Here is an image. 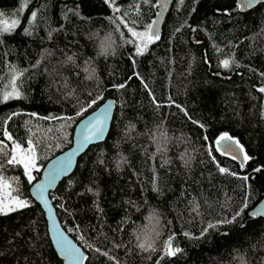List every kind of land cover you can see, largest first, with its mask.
Listing matches in <instances>:
<instances>
[{"label":"trees","instance_id":"obj_1","mask_svg":"<svg viewBox=\"0 0 264 264\" xmlns=\"http://www.w3.org/2000/svg\"><path fill=\"white\" fill-rule=\"evenodd\" d=\"M157 10L156 0H0V176L30 204L0 213V264H64L33 181L8 163L13 141L35 145L37 179L107 97L117 104L106 140L51 193L86 264H264V217L249 211L264 197V1L241 11L237 0H174L137 55L119 17L143 32ZM13 82L22 95L4 100ZM224 133L244 146V168L216 150ZM145 237L152 248L138 246Z\"/></svg>","mask_w":264,"mask_h":264},{"label":"snow or ice","instance_id":"obj_2","mask_svg":"<svg viewBox=\"0 0 264 264\" xmlns=\"http://www.w3.org/2000/svg\"><path fill=\"white\" fill-rule=\"evenodd\" d=\"M111 2L113 3V5H115V0H111ZM242 6L250 7L251 0H244ZM115 12L119 13L120 8L115 7ZM35 16H36V13L33 12L32 17L35 18ZM119 20L123 23V26L126 28L127 32L130 33L131 38L128 39L126 42L134 44L136 46L135 51L137 55H142L144 50L148 47L150 43L159 39V34L153 31L151 26H148L147 30L141 32V31H136L134 27H129L128 23L124 20L123 16L119 17ZM113 22L116 23L115 19H113ZM16 23L17 21H13L12 26L15 27ZM121 26H122L121 23H116L117 30H119ZM9 30H10L9 28L4 29L5 32H8ZM111 46H112V41L110 37H107L101 40L100 41L101 54L108 53ZM223 65L225 68L229 67V61L225 60L223 62ZM113 87L120 89V88L126 87V84L113 85ZM144 87L147 88V85L145 84ZM260 91L264 92V88H261ZM21 95L22 93L18 90V88L15 86L13 82L12 91L5 92L3 94V99L7 100L11 98H19ZM153 101H155L154 97H153ZM96 103H97L96 99L92 98L88 103V107H91L92 105ZM112 107H113V104L109 102L108 104L104 106V108L98 115L88 120V122L81 129V139H80L79 146L77 147V149L74 152L69 153L63 160L58 161L53 166V169L49 172L46 182L37 184L35 186L36 195L38 198H41L44 196L46 189L55 182L58 176L66 173L71 168L72 156H74L76 152H79L81 148H83L86 144H88L92 140H99L103 137L104 128L108 122V118L111 113ZM77 115L78 116L81 115V112L78 111ZM66 119L72 120L73 117H67ZM201 127H203V125H201ZM7 139L12 140V136L8 135ZM224 141H233L234 145L239 148L240 152H243V145L240 144L239 140H236L234 137L229 136L227 133H224L215 141L216 150L219 151L222 149V154L229 155V154L234 153L236 150L233 147V144H224L222 143ZM27 143H28V148L26 150L23 149L19 143L14 145L13 154L11 155V159H9L8 163L23 165L26 171L28 181L32 182L36 179V177L32 175V170L36 168L37 155H36L35 145L33 144V142L29 140ZM0 144H3V141H0ZM5 155H8V153H5ZM232 158L236 159L237 156L232 155ZM213 159H215V157H213ZM249 159L250 157L247 155V153L243 152L242 164L244 161H247ZM259 170L260 169H255L254 171H259ZM219 171L221 173L228 172V170L223 167H220ZM232 174L234 175V173ZM242 179L247 180L248 177L245 176V177H242ZM29 206L30 204L27 200L20 199L19 196L17 195L16 197L10 198V200L7 202L0 200V213L7 214L8 212H14L19 208H26ZM257 214L259 215L260 213H257ZM153 218H154V215L150 216L149 220L151 221ZM233 219H235V217H233ZM138 239H140V237H138ZM59 243L61 246L62 253H64L70 260L78 262L80 260L87 259V257H84L81 255L80 249L73 246L71 242L67 241L66 238L63 237V235H61ZM146 245H147V248H152V244L148 243L147 237H145L144 241L141 242L138 246L140 248H145ZM168 245H169L167 249L168 255L174 256L176 255L177 252L180 251L179 248H176L174 250L172 249L171 238H169ZM97 251H99V249H97Z\"/></svg>","mask_w":264,"mask_h":264},{"label":"water","instance_id":"obj_3","mask_svg":"<svg viewBox=\"0 0 264 264\" xmlns=\"http://www.w3.org/2000/svg\"><path fill=\"white\" fill-rule=\"evenodd\" d=\"M157 1V6L158 10L157 13L155 14L150 26L152 27L153 31L157 32L159 35H161L164 27V23L167 17V14L172 6V3L174 0H156ZM264 0H251V6L250 7H243L242 4L244 0H237V3L239 5V9L241 11L248 10L252 8L253 6L257 5L259 2H262ZM111 102L113 104L111 113L108 118V122L104 128V134L103 137L99 140H92L88 144H86L83 148L80 149L79 152H76L74 156H72V166L71 168L64 174L60 175L57 177L55 182L46 189L44 196L41 198H38L36 195V188L35 186L40 183L46 182L49 172L53 169V166L60 160H63L69 153L74 152L77 147L79 146V142L81 139V129L84 127V125L88 122L89 119L93 118L94 116L98 115L104 106ZM116 99L114 97H107L105 98L95 109L90 111L88 114L83 116L75 125L74 132H73V137H72V142L69 147L61 151L60 153L56 154L52 158H50L45 165L42 167L40 176L35 179L31 185H30V193L32 197L42 206L46 220H47V228H48V233L49 237L51 239V242L59 255V257L63 260L64 264H86L87 259L80 260V261H73L70 260L64 253L61 251V246H60V238L61 235L66 238L67 241L71 242L73 246L76 248L80 249V253L84 257H88L87 252L84 250V248L77 242V240L71 236V234L64 228L63 223L61 222L57 209L53 203V200L51 198V192L56 189L58 184L62 179L65 177H68L73 173L75 170L78 159L79 157L92 145L95 143L103 142L106 140L109 131L111 129L112 121L114 118L115 110H116ZM224 144H233V147L236 149L234 153L229 154L230 156L236 155L240 164L244 166L245 161L242 164L243 160V152H240L239 148L236 147L233 143V141H224L222 142ZM222 151V149H221ZM250 213L253 215L257 216H262L264 217V197L260 199L250 210ZM257 213H260L259 215Z\"/></svg>","mask_w":264,"mask_h":264},{"label":"rangeland","instance_id":"obj_4","mask_svg":"<svg viewBox=\"0 0 264 264\" xmlns=\"http://www.w3.org/2000/svg\"><path fill=\"white\" fill-rule=\"evenodd\" d=\"M138 31V30H136ZM18 142L13 141V147L15 144H17ZM21 145V144H20ZM22 146V145H21ZM23 149H27L25 147L22 146ZM36 168H40L39 166H37L36 164ZM35 169V168H34ZM34 169L32 170V175L34 176ZM13 181L10 180H5L0 176V200H3L5 202L9 201L10 198L12 197H16V195L12 192V188H13ZM22 199V198H20Z\"/></svg>","mask_w":264,"mask_h":264},{"label":"built area","instance_id":"obj_5","mask_svg":"<svg viewBox=\"0 0 264 264\" xmlns=\"http://www.w3.org/2000/svg\"><path fill=\"white\" fill-rule=\"evenodd\" d=\"M77 240L80 241V243H81L82 246L85 245V242L82 240V236H81V234H78V236H77Z\"/></svg>","mask_w":264,"mask_h":264},{"label":"flooded vegetation","instance_id":"obj_6","mask_svg":"<svg viewBox=\"0 0 264 264\" xmlns=\"http://www.w3.org/2000/svg\"><path fill=\"white\" fill-rule=\"evenodd\" d=\"M243 152H246L245 149H244V146H243ZM245 162H246V161H245ZM244 166H245V164H244ZM244 166L241 165L242 168H244Z\"/></svg>","mask_w":264,"mask_h":264},{"label":"clouds","instance_id":"obj_7","mask_svg":"<svg viewBox=\"0 0 264 264\" xmlns=\"http://www.w3.org/2000/svg\"><path fill=\"white\" fill-rule=\"evenodd\" d=\"M144 237L143 236H141V239H143Z\"/></svg>","mask_w":264,"mask_h":264},{"label":"bare ground","instance_id":"obj_8","mask_svg":"<svg viewBox=\"0 0 264 264\" xmlns=\"http://www.w3.org/2000/svg\"><path fill=\"white\" fill-rule=\"evenodd\" d=\"M153 20V19H152ZM52 193V192H51ZM52 198V197H51Z\"/></svg>","mask_w":264,"mask_h":264}]
</instances>
